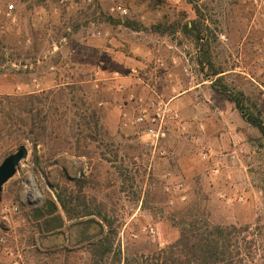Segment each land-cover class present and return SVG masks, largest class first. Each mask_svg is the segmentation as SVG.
<instances>
[{"label":"rangeland","instance_id":"374dc122","mask_svg":"<svg viewBox=\"0 0 264 264\" xmlns=\"http://www.w3.org/2000/svg\"><path fill=\"white\" fill-rule=\"evenodd\" d=\"M0 2L13 3L17 15L0 29V99L62 86L61 112L71 119L95 110L99 119L86 156H50L48 144H39L37 164L31 143L23 142L27 157L1 194L0 264H96L76 241L87 220L93 221L87 233H96L103 215L117 232L120 254L99 264H170L161 249L178 237L176 222L187 209L202 224L235 226L245 238L244 263L264 264V135L215 89L242 92L245 110L264 124V0H195L199 17L187 0ZM190 19L207 28L204 43L213 68L222 71L215 77L198 64L203 51L182 30ZM171 21L182 22L173 33L150 29ZM154 93L172 109L164 119L163 156L152 155L142 128L122 125L136 113L129 96L152 106ZM83 177L75 194L101 217L65 220L60 232L39 233L31 209L54 197L53 187L74 189ZM4 205L17 210L4 212Z\"/></svg>","mask_w":264,"mask_h":264},{"label":"trees","instance_id":"16d2710c","mask_svg":"<svg viewBox=\"0 0 264 264\" xmlns=\"http://www.w3.org/2000/svg\"><path fill=\"white\" fill-rule=\"evenodd\" d=\"M187 2L193 5L196 16L199 17L201 13L195 0H187ZM105 20L115 24L121 23L135 31L143 29V26L134 20L120 21L111 16L105 17ZM180 24L182 22L177 21H171L166 25L157 23L150 29L155 32L173 33ZM182 30L192 38L199 49H202L203 57L198 60V64L203 65L205 62L207 68H210L209 76L215 77L222 73L219 69L213 68L208 45L204 43L207 28H203L198 19H190L182 24ZM218 80H220L219 76L214 79V82ZM215 89L221 91L228 100L233 102L241 116L264 135L262 120L245 110V95L242 92L231 94L223 85ZM65 97V88L62 86L42 89L37 93L4 95L0 99V161L11 153V148L18 147L26 140L31 143L33 161L37 164L40 162V155L37 152L39 144H48L50 156L72 151L77 156H86L89 142H96L98 139V115L95 110L87 112L83 109L80 113L75 112V116L71 119L68 118L67 110L60 111V108L67 103ZM85 183L86 179L83 177L74 180V189L53 187L54 197L48 196L43 205L31 209L28 218L35 222L39 233L60 232L65 220L93 214L101 217L100 211L90 209L84 196L75 194L82 191ZM101 218L103 223H98L97 232L91 234L87 233V229L93 221L87 220L85 227L79 232L81 238L76 241V244H85L89 248L90 260L96 264L110 254H120V250L116 251L114 248L116 230L112 229L105 215ZM200 222L192 209L179 213V219L176 222L179 229L178 237L161 249L164 263L170 260V264H246L239 256L240 241L245 242V238L242 237L239 240L235 235L237 232L235 226ZM248 245L246 248H250Z\"/></svg>","mask_w":264,"mask_h":264},{"label":"built area","instance_id":"2783aa9c","mask_svg":"<svg viewBox=\"0 0 264 264\" xmlns=\"http://www.w3.org/2000/svg\"><path fill=\"white\" fill-rule=\"evenodd\" d=\"M16 19L17 15L15 13L14 4L11 2H6L4 4L0 2V29L2 30L7 25L15 23ZM154 94L157 99L151 103L152 106H149L147 101L142 97H137V99H135L134 95H130L128 98L130 101L136 100V113H134L132 117L125 119L122 125L124 127L137 129L142 128L143 132L150 138L149 143H145V145L148 146L152 155L157 151L161 156H163L165 154V150L162 149L161 143L165 136L164 119L172 114V109L169 107L167 102L160 99L158 94ZM150 107L153 109L150 110ZM201 156L203 158L207 157L208 151L203 150L201 152ZM228 202L230 201L228 200ZM2 209L4 212H15L17 210V206L8 207L4 205ZM150 231L153 232V229H150Z\"/></svg>","mask_w":264,"mask_h":264},{"label":"water","instance_id":"95a60500","mask_svg":"<svg viewBox=\"0 0 264 264\" xmlns=\"http://www.w3.org/2000/svg\"><path fill=\"white\" fill-rule=\"evenodd\" d=\"M28 150L25 144H21L16 149L7 154L1 161H0V201H1V194L3 190L4 184L13 177V175L17 171V167L19 166L20 162L27 157Z\"/></svg>","mask_w":264,"mask_h":264},{"label":"crops","instance_id":"0c3cea01","mask_svg":"<svg viewBox=\"0 0 264 264\" xmlns=\"http://www.w3.org/2000/svg\"><path fill=\"white\" fill-rule=\"evenodd\" d=\"M171 100V99H170ZM8 264H10V263H8Z\"/></svg>","mask_w":264,"mask_h":264}]
</instances>
